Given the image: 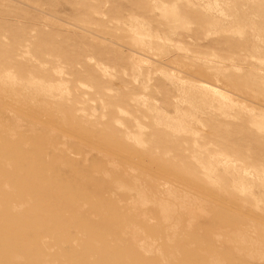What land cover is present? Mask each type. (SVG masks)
<instances>
[{"label":"rangeland","instance_id":"rangeland-1","mask_svg":"<svg viewBox=\"0 0 264 264\" xmlns=\"http://www.w3.org/2000/svg\"><path fill=\"white\" fill-rule=\"evenodd\" d=\"M0 264H264V0H0Z\"/></svg>","mask_w":264,"mask_h":264}]
</instances>
